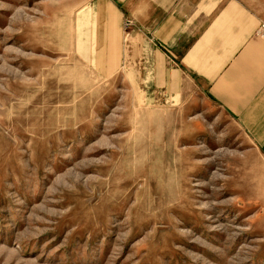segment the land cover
Masks as SVG:
<instances>
[{
    "label": "rangeland",
    "instance_id": "obj_1",
    "mask_svg": "<svg viewBox=\"0 0 264 264\" xmlns=\"http://www.w3.org/2000/svg\"><path fill=\"white\" fill-rule=\"evenodd\" d=\"M106 10L0 0V264H264V156Z\"/></svg>",
    "mask_w": 264,
    "mask_h": 264
},
{
    "label": "crops",
    "instance_id": "obj_2",
    "mask_svg": "<svg viewBox=\"0 0 264 264\" xmlns=\"http://www.w3.org/2000/svg\"><path fill=\"white\" fill-rule=\"evenodd\" d=\"M97 2L143 37L144 67L166 75L170 88L188 79L203 87L264 156V38L256 36L264 0Z\"/></svg>",
    "mask_w": 264,
    "mask_h": 264
},
{
    "label": "built area",
    "instance_id": "obj_3",
    "mask_svg": "<svg viewBox=\"0 0 264 264\" xmlns=\"http://www.w3.org/2000/svg\"><path fill=\"white\" fill-rule=\"evenodd\" d=\"M257 35L264 38V26L258 31Z\"/></svg>",
    "mask_w": 264,
    "mask_h": 264
}]
</instances>
